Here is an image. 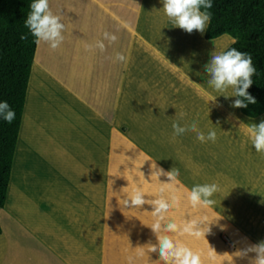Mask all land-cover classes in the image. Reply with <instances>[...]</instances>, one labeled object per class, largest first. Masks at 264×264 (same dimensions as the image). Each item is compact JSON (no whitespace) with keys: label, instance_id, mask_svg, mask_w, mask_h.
Wrapping results in <instances>:
<instances>
[{"label":"rangeland","instance_id":"obj_1","mask_svg":"<svg viewBox=\"0 0 264 264\" xmlns=\"http://www.w3.org/2000/svg\"><path fill=\"white\" fill-rule=\"evenodd\" d=\"M67 1L71 8L69 10L64 7ZM134 1H117L120 16L127 19L136 16L137 19V5ZM147 1L148 4H143L138 27L134 24V55L138 56L136 53L140 52L139 48L142 46L138 41L139 37H136L140 36L149 43V49L150 46L157 48L166 57L153 58L159 62L161 70L172 74L175 85L172 89L163 91L165 96L154 101L156 94H151L146 87L141 86V80L140 86L135 85L131 112L125 114V103H122L121 97L118 98L117 113L124 115L122 117L112 116L115 111L108 102L109 95H101L100 101L96 99L98 96L95 98V95H88L89 87L81 84L80 76L85 57L82 50L92 45L94 33L96 39L99 34L103 45L120 47L125 41L123 27L118 21L108 26L104 21V14L91 0L50 1V10L60 16L65 25L62 32L64 39L56 49L44 42L48 55L41 59L43 66L33 80L30 99L24 106L25 115L30 122L28 145L23 151L25 158H20L14 164L12 182L9 183L12 184L11 194L7 193L9 213L23 224L42 231V234L39 233L41 238L48 236L66 240L69 249L71 246H78L76 249L80 248L83 264H178L171 254L167 261L161 258L158 237H167L174 245L188 249L198 258V264H229L232 259L234 264H252L256 255L254 251L234 258L231 253L249 249L246 242L256 245L264 241V175L258 176L246 193L238 192L235 181H222L223 176L216 175L214 170L213 163L217 160V154L227 151L215 150L212 148V141L200 142L192 131L173 138L174 122L183 127L186 123L190 125L196 121L199 131L208 134L211 130L210 122H200L202 117L199 113L202 110L200 108L198 112V107L205 100H187L184 92H181L184 90L183 85L189 83V80L199 84L195 86L197 91H207L204 94L209 96L218 93L199 82L202 76L197 73H201L202 66L199 61L196 62V57L189 54L186 55L187 59L182 58L181 51H178L182 40L173 35L180 28L176 27L171 32L167 30L172 26L168 17L163 9L154 5V2L161 0ZM180 31V36L184 34V42L188 38L193 39L197 33L202 37L198 31ZM185 33L190 36L185 38ZM112 35L116 36L115 41L110 39ZM149 51L145 53L146 56ZM34 55L35 50L33 58ZM189 58L193 64L196 62L194 67L188 65ZM138 72L140 73V69ZM146 72L149 71L146 69ZM136 73L134 72L135 78L138 77ZM194 75L196 78H193ZM61 81L67 86L69 84L72 92L75 91L82 107L87 109V118L74 116L75 113L70 108L62 110V116L57 117L59 110L55 112L51 109L53 102L59 107L72 104L68 99V90ZM169 82L173 81L169 79ZM120 90L122 89L119 87V95ZM234 99L235 97L225 99L221 95L214 103L220 104L221 108L225 106L226 109L223 110L230 112L232 110L228 108H231V101ZM190 107L195 110V118L190 114ZM221 108L217 110V114L211 113L207 121L212 119L214 125L219 122L229 124L228 118L220 116L223 114ZM42 130L46 131V137H43ZM73 134L81 139L78 146L80 152L89 153L92 150L94 161L101 164L102 182L100 184L96 180L95 173V182L86 183L85 197L80 195L57 199L52 197L53 189L47 184L48 196H45L47 192L41 183L35 180L37 189L32 184L30 154L34 155L35 149L42 150L38 155L39 162L44 165L52 164L55 177L59 179L63 172L62 166L65 165L66 143H69ZM43 144L50 150L48 154L43 153ZM83 146L92 149L88 151ZM234 157L232 155L231 159L234 160ZM154 164L163 169L164 174L157 176V168L152 166ZM171 169L179 173L174 180H169L166 175ZM204 184L217 185V192L210 197L213 203L208 206H193L187 194L192 187ZM72 188L81 187L80 184H72ZM135 189L144 193L145 203L138 208L125 206L123 201ZM244 194V198H237ZM157 199L166 201L169 207L166 211L154 214L153 202ZM5 205L6 202L3 208ZM218 216L222 218L212 223L210 231L206 233L207 221ZM8 222L5 224L10 225ZM154 223L160 225L158 232H153L151 225ZM169 224L175 225V228L169 230ZM13 226L11 224L9 230H13ZM153 247L155 251L151 250Z\"/></svg>","mask_w":264,"mask_h":264},{"label":"crops","instance_id":"obj_2","mask_svg":"<svg viewBox=\"0 0 264 264\" xmlns=\"http://www.w3.org/2000/svg\"><path fill=\"white\" fill-rule=\"evenodd\" d=\"M50 1L51 0H49V4ZM91 1H93L94 6H96L98 10L104 14V21L108 26L117 23V21L119 22V24L123 27L122 31L124 30L125 32V41L124 45L122 44L120 47L104 45L103 49H101L98 46L99 44H101L99 40V34L96 39L94 33V36L92 37V45L83 48L82 52L85 54V57L83 62L84 64L81 67V70L83 72L82 76H80V81L84 87H89V89H87L88 95H95V98L96 96H98L96 98L97 101H100L101 95H109L110 98L108 102L111 104V106L114 107L115 113L112 116L115 117L124 116L118 115L117 113V103H119V97H121L122 103H125V114L131 112L134 104L135 85L140 86L141 80L143 81V85L141 86L146 87L147 91L151 94H156V97L158 99L156 98V100L154 101H158L159 98L165 96V93H163V91L172 89L175 85V82L171 77L172 74L170 72H166L165 70H161V67L159 68V62L153 58L158 56L164 57V55L160 53L157 48L155 49L150 46L151 49H149V43L143 38H140V36L136 37H139L138 41L142 46L140 45V52L136 53V55L138 56L134 55V24H136L138 27L137 23L138 19L141 16L143 4H148V1H134L137 5V19H135L136 16H132L129 19L120 16V14L118 13V0ZM160 4L162 3L154 2V5L158 6L159 9L162 10V5ZM64 7L65 10L71 9L69 8L68 1L67 4H64ZM69 17L70 16L68 15L67 18ZM68 23H70L69 20ZM107 25H105V27H107ZM175 28L176 27L171 26V28H168L167 30L171 32V30ZM180 32L181 31L179 29L177 32L174 31L173 34L181 38V45L184 46L182 47L180 45V49L178 48V51H181L180 54L183 55L182 58H184V60L186 58V55L189 56V54H191L192 57H196V62L198 63L199 61L201 63L200 66H202V70L200 73L202 78L199 79V82H201V84H205V87H209V85L207 84V74L203 72L204 65L211 58L210 53L212 50L207 49V46H220L217 51H221L232 40V38L226 33H220L210 38H202L197 33L193 36V39L190 40L188 38L190 34L185 33V38H188V41L184 42V39H182V35L184 34L180 36ZM147 40L149 41L150 39L148 38ZM213 41L215 42V45ZM147 49L150 50L148 52V56L145 55V53L147 54ZM35 52L36 55L34 56V63L31 68L27 93L25 97V107L32 93L31 85L33 83V80L36 78V76H38L43 66L41 59L43 58V56L48 55V51L46 53L45 43L41 42L39 45H37ZM118 56H123L124 59H118ZM196 62L193 64L192 60L189 58L188 65L190 67H194L196 65ZM134 66L138 67L135 68ZM139 69L140 73L138 72ZM146 69L149 72H146ZM134 72H137V78H135ZM146 74H148V77H146ZM193 78H196V75H194ZM169 79L173 82H169ZM61 82L69 91H67V95L69 102H72V104L69 106L59 107L60 105L56 106L55 104L57 103L53 102L51 104V109L55 112H58L59 110L60 113L57 115V117L62 116V110H69L70 108L71 111L75 113L74 116L87 118V115L85 113L87 112V109L86 107H82V103L79 98H77V94L75 93V91L73 89V92L71 91L70 88L72 87L69 84L67 86L65 82ZM188 82L189 83L183 85L184 87L182 88L184 90L181 89V92H184L185 96H183L189 101H194L195 98L205 100L202 101L203 104L198 107V112H200L199 109L201 108L202 113L199 114L202 118H200V122H210L211 130L213 129L216 132V143L212 142V148L219 151H227L226 153L222 152L221 155L217 154V160L213 163L215 167L214 170H216V175L223 176L222 181H235L237 184L238 192L246 193L249 190L250 185L256 182L258 176L264 175V153H258L255 151L254 147L251 145L248 139V136L239 126L242 121L248 123H259L260 120L264 119V112L255 117H247L240 113L239 109L233 107H231V109L229 106L226 107H229L228 109L232 111L225 112V110H223V108L226 109L225 106H222L221 108L220 104L208 101L209 95L207 93L204 94L207 91H205L204 93L201 91H197L195 86L199 85L198 83L189 80ZM163 85H165L166 87ZM119 87L122 89L120 90V95ZM196 107L197 106H195V109ZM190 108V114L195 118V110L192 107ZM219 108H221V111L223 112V114H221L220 116L223 115L228 118V121L230 122L229 124L227 123V125H224L225 123L222 124V122H219L218 124L214 125L212 119L207 121V117L211 113L212 115L217 114V110H220ZM89 109V111L93 112L92 108ZM48 111L49 109L47 110V112ZM186 125L188 124L186 123ZM29 128L30 122L27 119V115H25L23 107L21 125L19 128L18 137H16L17 141L14 149L12 171L10 174L11 179L9 180V183L12 182L15 162L17 160H20V158H25L23 151L28 145L27 137L29 136ZM222 128H224V130H222ZM45 133L46 131L42 130L43 137H46L44 135ZM69 139V143H66L65 165L62 166L63 172L60 175L59 179L55 177L56 172L53 170L52 164L44 165V163L39 162L38 155L40 154L39 152H42V150L35 149L36 152L34 151V155L33 153L30 154L32 184L34 185V189H37L38 186L34 183L35 180L39 184L41 183L42 187H44L47 192L45 196H48L47 188H49V184L53 189V194L51 193L52 197L54 199H57V197L75 198L80 195H82V197H85L87 192L86 183L95 182V173H97L96 180L99 181L100 184L102 182L100 175V173H102V166L101 164H97L98 161H94V156L91 150L92 148L83 146L84 148H88V151L91 150V152L82 153L80 152L78 147L81 141L80 137H74L73 134ZM45 141L46 139L44 140V142ZM43 145V153L46 152L48 154L50 150H48L46 144ZM98 148L100 149V142ZM225 154H227V156H225ZM232 155H235L234 160L231 159ZM52 158L55 157L52 155ZM99 159L100 153L98 160ZM95 163L97 164V168ZM39 178L41 179L40 181ZM65 184L68 185L65 186ZM72 184H80L81 188L73 189ZM9 188L10 184H8L7 193H9ZM239 197L244 198L245 194L240 196L238 195L237 198ZM5 202V207L0 210V225L2 230L0 233V264H83V257L81 256L82 254L80 248L76 249V247L78 246H71V248L69 249L67 247L69 245L67 244L66 240L49 238L48 236H46L45 238H41L39 236V233L42 234L41 230V232H39L38 230H35L32 227L23 224V222L17 220L16 217H11V213H9L10 211L8 210L9 208L7 206V204L10 203L8 194H6ZM6 222L10 223V225L14 224L13 230H9L10 225L5 224ZM246 243L249 245V247L253 246V244L249 242ZM81 247H83V245Z\"/></svg>","mask_w":264,"mask_h":264},{"label":"clouds","instance_id":"obj_3","mask_svg":"<svg viewBox=\"0 0 264 264\" xmlns=\"http://www.w3.org/2000/svg\"><path fill=\"white\" fill-rule=\"evenodd\" d=\"M162 9L168 17L172 27H178L187 33L198 31L204 34L211 22L212 13L208 11L213 7L212 0H161ZM30 11L24 20V26L29 30L34 38V43L39 45L41 42L47 43L50 48L56 49L63 41L62 32L65 25L61 22V18L55 15L49 7V0H32L29 5ZM108 37V34L105 33ZM25 35H21V39H26ZM112 41L116 40V36L110 37ZM214 42V41H213ZM235 43V41H233ZM215 45V42H214ZM103 49L104 45H98ZM210 60L204 65V73L207 74V84L218 95L209 96L208 101L216 102L218 96H224L225 99L235 97L231 101L233 108H247L249 104L257 103L256 98L248 91L253 84L252 77L256 73V68L253 65L250 54L237 50L236 48H229L227 50L216 51L214 49L210 53ZM118 59L123 60V56H118ZM200 75V73H197ZM231 89V91H229ZM0 116L11 124L15 119L16 113L10 107L7 101L0 102ZM173 138L182 135L185 132L192 131L196 133V138L200 142L216 140L215 130H210L205 134L198 129L196 121L190 125L180 126L179 123H173ZM244 133L248 136L251 145L258 153H264V119L256 122H241L240 126ZM154 168L157 166L152 165ZM155 174L159 176L164 174L163 169L157 168ZM166 175L169 180H174L178 175V171L171 169L167 171ZM218 190L215 184L196 185L188 192V200L193 206L201 205L208 206L213 203L210 197ZM125 206L140 207L145 203L144 193L139 189L133 190L128 199L123 201ZM154 214H159L161 211H166L169 204L161 199L153 202ZM221 216L214 220L207 221V232L210 231V225L218 222ZM153 232H158L160 225L154 223L151 225ZM169 230L175 228V225L169 224ZM199 234V233H197ZM160 241V255L165 261L168 260L169 254L174 256L178 264H198V258L193 255L188 249L180 245H174L173 241L167 237H158ZM155 251V247L151 249ZM248 251L256 253L252 264H264V241L251 246L246 250H237L231 253L232 257H243ZM229 264H234L233 259Z\"/></svg>","mask_w":264,"mask_h":264},{"label":"trees","instance_id":"obj_4","mask_svg":"<svg viewBox=\"0 0 264 264\" xmlns=\"http://www.w3.org/2000/svg\"><path fill=\"white\" fill-rule=\"evenodd\" d=\"M31 2L0 0V102L7 101L16 113L11 124L0 116V210L5 204L16 137L37 47L24 26ZM212 3L213 7L208 10L212 13L211 22L202 37L226 33L232 40L222 50L236 48L251 55L256 73L248 91L257 103L238 109L247 117L258 116L264 112V0H212ZM21 35L27 38L21 39Z\"/></svg>","mask_w":264,"mask_h":264},{"label":"bare ground","instance_id":"obj_5","mask_svg":"<svg viewBox=\"0 0 264 264\" xmlns=\"http://www.w3.org/2000/svg\"><path fill=\"white\" fill-rule=\"evenodd\" d=\"M207 49H211V50H213L214 49V47H208L207 46ZM215 50L217 51L218 50V46H216L215 47ZM33 65V64H32ZM32 68V67H31ZM31 73V72H30ZM29 78H30V76H29ZM29 83V82H28ZM28 88V87H27ZM26 93H27V91H26ZM13 163V162H12ZM12 169V168H11ZM11 174V173H10ZM9 180H10V178H9ZM9 184V183H8ZM11 186H12V184L10 185V188H9V194H11ZM7 194V193H6Z\"/></svg>","mask_w":264,"mask_h":264}]
</instances>
